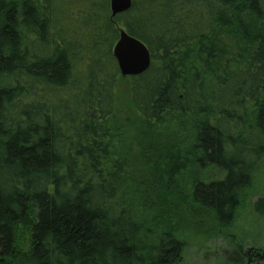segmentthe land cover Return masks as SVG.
Returning <instances> with one entry per match:
<instances>
[{"label": "trees", "instance_id": "trees-1", "mask_svg": "<svg viewBox=\"0 0 264 264\" xmlns=\"http://www.w3.org/2000/svg\"><path fill=\"white\" fill-rule=\"evenodd\" d=\"M132 1L0 0V264H183L196 210L234 235L264 160V0ZM121 29L151 52L141 75ZM242 242L221 263L264 264Z\"/></svg>", "mask_w": 264, "mask_h": 264}, {"label": "rangeland", "instance_id": "rangeland-1", "mask_svg": "<svg viewBox=\"0 0 264 264\" xmlns=\"http://www.w3.org/2000/svg\"><path fill=\"white\" fill-rule=\"evenodd\" d=\"M118 106L124 114L123 117L130 116V96L129 82L127 78H121L117 89ZM131 118V119H132ZM138 181H141L137 178ZM250 198L244 201V205L240 210L241 217L235 225V233L225 234L224 231L215 226L211 216L200 210L195 211L189 218H185L189 228H180L181 234H185L186 248L183 257V264H222L224 253L228 250L232 251L235 245L243 240L245 247L250 243L258 242L264 245V228L261 223L252 216V204L257 200L259 195L264 194V160L255 163L253 181L250 191ZM258 195V196H257ZM183 226V225H182ZM189 229V231H184ZM216 239H213L214 237ZM29 233L24 226L16 229V241L19 248L26 250L30 246ZM237 246V245H236ZM229 251V252H230ZM224 264H230L224 261Z\"/></svg>", "mask_w": 264, "mask_h": 264}, {"label": "water", "instance_id": "water-1", "mask_svg": "<svg viewBox=\"0 0 264 264\" xmlns=\"http://www.w3.org/2000/svg\"><path fill=\"white\" fill-rule=\"evenodd\" d=\"M132 2V0H111L113 16L128 11L132 7ZM113 51L124 77L141 75L152 64V56L148 47L123 29L120 31V38Z\"/></svg>", "mask_w": 264, "mask_h": 264}]
</instances>
